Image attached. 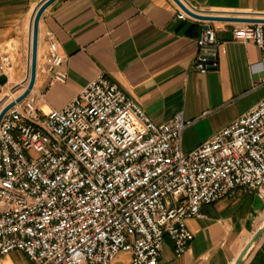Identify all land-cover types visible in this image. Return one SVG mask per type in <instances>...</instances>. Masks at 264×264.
Returning a JSON list of instances; mask_svg holds the SVG:
<instances>
[{
  "label": "built area",
  "instance_id": "obj_1",
  "mask_svg": "<svg viewBox=\"0 0 264 264\" xmlns=\"http://www.w3.org/2000/svg\"><path fill=\"white\" fill-rule=\"evenodd\" d=\"M178 19L190 16L180 9ZM262 52L264 24L234 30ZM45 71L65 82V58L53 36ZM216 31L198 39L195 67H217ZM13 66L0 53V93ZM17 85L0 113L22 95ZM183 113L154 122L110 77L100 74L64 108L44 112L33 92L0 124V255L24 253L33 264H160L166 239L176 257L195 239L188 219L245 189L264 197V99L186 154Z\"/></svg>",
  "mask_w": 264,
  "mask_h": 264
},
{
  "label": "crops",
  "instance_id": "obj_2",
  "mask_svg": "<svg viewBox=\"0 0 264 264\" xmlns=\"http://www.w3.org/2000/svg\"><path fill=\"white\" fill-rule=\"evenodd\" d=\"M45 0H0V53L13 66L0 101L29 77L32 21ZM204 12L264 17V0H185ZM173 0H57L39 24L37 78L33 95L49 112L67 106L100 74L107 75L134 98L156 123L183 113L192 124L183 133V150L191 153L264 99L262 52L236 41L234 30L249 23H207L178 19ZM210 25L218 38L217 67H195L198 39ZM60 45L65 82H52L45 71L49 39ZM20 93H23L21 91ZM186 220L195 239L176 257L166 239L160 264H235L264 225V197L237 189L231 196ZM125 256L121 261L119 256ZM115 264H129L120 254ZM0 264H33L22 252L0 255ZM245 264H264V238Z\"/></svg>",
  "mask_w": 264,
  "mask_h": 264
},
{
  "label": "water",
  "instance_id": "obj_3",
  "mask_svg": "<svg viewBox=\"0 0 264 264\" xmlns=\"http://www.w3.org/2000/svg\"><path fill=\"white\" fill-rule=\"evenodd\" d=\"M57 0H45L36 9V12L32 21V31H31V52H30V69L29 77H27L26 84L27 87L25 91L20 95L15 102L10 103L5 107L0 113V124L5 116V114L16 105L25 100L33 91L36 78H37V64H38V37H39V24L41 17L45 10L52 5ZM181 10L187 13L190 17L207 22H233V23H249V24H264V17H247L245 15H224L215 14L210 12L200 11L189 5L185 0H173ZM207 25L206 28H210ZM264 238V225L253 235L252 239L243 249L239 257L237 258L235 264H245L250 253L255 248V246Z\"/></svg>",
  "mask_w": 264,
  "mask_h": 264
},
{
  "label": "rangeland",
  "instance_id": "obj_4",
  "mask_svg": "<svg viewBox=\"0 0 264 264\" xmlns=\"http://www.w3.org/2000/svg\"><path fill=\"white\" fill-rule=\"evenodd\" d=\"M119 259H120L121 261H123V260H125V259H126V257H125V256H123V255H121V256H119Z\"/></svg>",
  "mask_w": 264,
  "mask_h": 264
},
{
  "label": "bare ground",
  "instance_id": "obj_5",
  "mask_svg": "<svg viewBox=\"0 0 264 264\" xmlns=\"http://www.w3.org/2000/svg\"><path fill=\"white\" fill-rule=\"evenodd\" d=\"M253 251V250H252ZM250 256V255H249Z\"/></svg>",
  "mask_w": 264,
  "mask_h": 264
}]
</instances>
